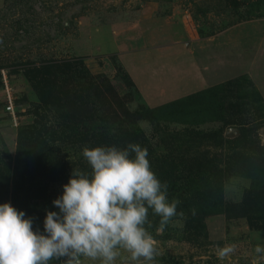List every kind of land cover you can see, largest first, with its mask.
I'll use <instances>...</instances> for the list:
<instances>
[{"label":"rangeland","instance_id":"374dc122","mask_svg":"<svg viewBox=\"0 0 264 264\" xmlns=\"http://www.w3.org/2000/svg\"><path fill=\"white\" fill-rule=\"evenodd\" d=\"M248 23L261 25L264 40V0H0V204L25 212L42 232L46 210L58 211L52 201L62 195L73 169L90 171L83 147L146 143L151 169L167 182L169 200L178 199L177 212L184 214L159 233V217L150 214L155 264H264V255L255 251L264 247V197L257 196L264 180V97L258 83L264 80V62L256 57L241 80L204 99L215 108L207 109L205 123L197 127L154 117L148 110L167 100L152 106L135 82L136 70L127 66L134 61L155 68L162 59L204 66L223 57L218 73L204 74L206 82L236 78L250 63L244 47L254 43L208 49L204 41ZM28 27L33 29L24 38ZM38 58H81V68L97 85L80 80V66L49 79V88L57 86L52 95L70 90L49 110L21 65ZM40 128L54 134L48 137ZM102 133L109 145L98 144ZM161 158L174 160L176 168L164 164L158 172L155 161ZM17 182L45 186L48 201L37 194L23 197ZM226 245L234 251L221 258L217 249ZM116 264L133 262L122 253Z\"/></svg>","mask_w":264,"mask_h":264},{"label":"clouds","instance_id":"9594fccd","mask_svg":"<svg viewBox=\"0 0 264 264\" xmlns=\"http://www.w3.org/2000/svg\"><path fill=\"white\" fill-rule=\"evenodd\" d=\"M90 171L73 169L63 193L52 201L43 231L10 203L0 204V264H116L122 253L133 264H155L150 214L163 232L177 212L168 184L151 169L148 150L138 143L82 148ZM194 214V210H193ZM233 245L217 249L223 258ZM264 255V247L257 246Z\"/></svg>","mask_w":264,"mask_h":264},{"label":"trees","instance_id":"16d2710c","mask_svg":"<svg viewBox=\"0 0 264 264\" xmlns=\"http://www.w3.org/2000/svg\"><path fill=\"white\" fill-rule=\"evenodd\" d=\"M71 18L66 21L67 23L70 22ZM68 25V24H67ZM67 25L63 26L60 25L59 28H65ZM29 29H33L32 27H28V32L27 31H23L24 34H26V37L24 38H28L27 34L29 33ZM80 59H71V58H67V59H62L60 61L58 60H54V59H34L33 61H28L25 60L23 61L24 63H21L23 69L26 71V74L28 76V78L30 79L33 89H36L37 93H39V101L40 103L43 105V107L47 108V109H51L53 108V102H56V104H60L62 102V99L59 98L60 97H67L69 96V91L70 90H66L64 91L62 89V87L60 86V88L63 90L64 92L62 93H58L57 95H52V91L54 89L57 88L56 85H54L53 83V87L49 88L50 86V82L48 81L49 79L52 78H57V77H63V76H67L70 72H71V68H77L80 66L79 70V78L80 80H84L85 84H89L91 86L97 85L95 84L97 82L96 78L91 77L82 67V62L80 63ZM83 61V59H82ZM243 78L242 75L227 80L225 82L216 84L214 86H211L209 88H206L204 90H200L198 92L189 94L187 96L181 97L179 99L167 102L165 104L159 105L157 107L154 108H150L148 111H150V113L153 114V116L160 118V120H162L163 122H168V123H174V124H181L182 126H188V127H197V125H200L202 123H205L204 120H202L201 118L203 116H208L210 112H208L207 109H209V111L214 110L215 108V104L214 102L212 103H205L204 99L207 100L208 97H213L217 92L220 91L221 88L225 87V86H229L232 83L241 80ZM68 81V80H67ZM70 83V81H68ZM71 85V84H70ZM57 92L61 91L58 90ZM90 88H88L89 90ZM45 91H51L48 92L49 94L45 93ZM46 95L47 98H44L43 96ZM211 118V116H210ZM214 118V117H213ZM114 119H118V116H114ZM213 120V119H211ZM42 127V126H41ZM45 135H48V137H52V135L54 134L53 130H44L40 128V132H42ZM190 131V132H189ZM185 130L184 133H187L188 136H190L192 133V130ZM108 135L106 134H100L97 138L102 142V143H98L100 145H109L107 142V137ZM146 143H142L141 147L145 148ZM125 147V146H124ZM171 148V147H170ZM146 149L148 150V153H152V149H150V147L147 145ZM173 162H175L174 160L166 161L165 158H161L160 160H156L155 161V165L158 169V172L161 173L162 169L165 167L163 166L164 164H169L172 163L171 167L174 169L176 168L173 165ZM183 162L178 163V167L180 168L182 166ZM170 165V164H169ZM164 172V171H163ZM189 179V177H185L183 179L184 182H187ZM28 183V182H26ZM16 184V189L17 191L22 194L23 197H26L27 195H32L34 196V194H37L36 198H38L39 200H42L43 202H47L48 198L46 195V188L45 186H35V185H31L30 187H25V183H15ZM258 193L257 196H262L264 197V180H262L261 183L258 182ZM3 182H0V195L3 192ZM261 193V194H259ZM253 198L252 196L250 197V199Z\"/></svg>","mask_w":264,"mask_h":264},{"label":"crops","instance_id":"0c3cea01","mask_svg":"<svg viewBox=\"0 0 264 264\" xmlns=\"http://www.w3.org/2000/svg\"><path fill=\"white\" fill-rule=\"evenodd\" d=\"M257 26L261 25L255 23L238 24L226 30L225 32H222L215 38L204 41V45L208 46L206 47L208 49L214 46L217 47V45H219L221 48L224 46L228 47L229 45H236V47L242 48L243 46H247L244 45V40L250 41L251 43L249 44L254 43V45L250 48L244 47L245 52H247V54L245 53V56L247 59H250V63L245 65V67L238 74L233 75V77L249 72V70L252 69V62L256 57H259L261 61L264 62V40L260 37V33H262V27ZM251 36L253 37L252 40L250 39ZM234 37H236V39L232 40ZM248 51H252V54L255 53V55H248ZM215 61L214 64L200 66L196 65V63L193 61L183 63H167L165 59H162L155 68L144 63H137L136 65L138 66H135L134 61H129L127 66L136 70L137 81L135 82L141 88L139 89L146 94V99H148V102L150 101L151 105L155 106L163 103L166 100L167 102L168 100L171 101L173 98H175V96L177 97V95H175L171 96L172 98L164 99L169 94L179 92L180 95V93L194 88V90L200 91L204 88L232 78V76H229L216 80L215 82L207 83L204 74L210 72L218 73L219 63L226 61V59L223 57H221V59H219V57H215ZM258 83L261 86V92H259L264 97V80ZM151 95H154L157 98H153Z\"/></svg>","mask_w":264,"mask_h":264}]
</instances>
